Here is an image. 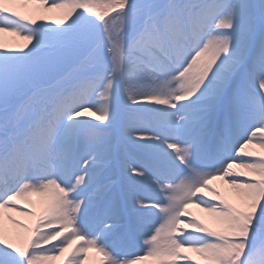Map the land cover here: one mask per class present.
Returning a JSON list of instances; mask_svg holds the SVG:
<instances>
[{"label": "snow or ice", "instance_id": "snow-or-ice-1", "mask_svg": "<svg viewBox=\"0 0 264 264\" xmlns=\"http://www.w3.org/2000/svg\"><path fill=\"white\" fill-rule=\"evenodd\" d=\"M93 250L264 264V0H0V264Z\"/></svg>", "mask_w": 264, "mask_h": 264}, {"label": "bare ground", "instance_id": "bare-ground-1", "mask_svg": "<svg viewBox=\"0 0 264 264\" xmlns=\"http://www.w3.org/2000/svg\"><path fill=\"white\" fill-rule=\"evenodd\" d=\"M17 10L21 11L23 14H30L31 9L30 8H25V9H21L18 8ZM45 16L47 17L48 20H52L56 18V13H46ZM24 43H26L23 40H20L19 38L16 37H12L9 36L7 34H5L4 36V44L6 47H17V46H21ZM217 189L220 191L221 193V198L228 200V202L233 203V204H238L239 203V194L237 193V191L233 188H231L230 185L226 184L224 181L221 180H216L213 183ZM39 198L36 197V200H38ZM21 204V202H19ZM189 211H191L192 213L195 214V216L199 219H201L202 221H204L205 223H208L209 226H214V224H212L210 221H213V218L206 212H204L201 208H197L195 207V205H191L189 208ZM19 219L23 220L25 223H30V220L26 217L23 216H18ZM17 231L22 232L23 229H18ZM55 243V242H53ZM50 246V245H48ZM67 253V252H66ZM189 255H192L193 257H196L195 253H189ZM96 256L98 257V254L95 253V251H91L89 252V257L90 259L85 260L84 264H94L93 260L91 259V257ZM198 258V257H196ZM60 260L57 259L55 261H50L48 262V264H57ZM65 264V263H64ZM144 264H155L154 261L149 260L144 262ZM181 264H186V262L182 261Z\"/></svg>", "mask_w": 264, "mask_h": 264}, {"label": "rangeland", "instance_id": "rangeland-1", "mask_svg": "<svg viewBox=\"0 0 264 264\" xmlns=\"http://www.w3.org/2000/svg\"><path fill=\"white\" fill-rule=\"evenodd\" d=\"M21 9H25V8H21ZM214 182H215V181H213L212 183H214ZM212 186H213V187H215V188H217V187H216V186H214V185H212ZM208 195H209V196H211V195H212V193H208ZM33 199H36V198H35V197H33ZM21 203H23V202H21ZM20 206H21L22 208H27V207H28V206H27V205H25V204H22V205H20ZM210 222H211L212 224H214V223H213V221H210ZM54 242H55V243H57L58 241H54ZM60 259H62V257H60V258H59V260H60ZM54 264H55V263H54ZM57 264H58V263H57Z\"/></svg>", "mask_w": 264, "mask_h": 264}]
</instances>
